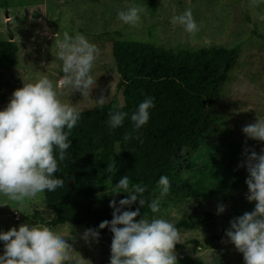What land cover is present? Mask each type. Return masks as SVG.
I'll return each instance as SVG.
<instances>
[{
    "label": "rangeland",
    "instance_id": "1",
    "mask_svg": "<svg viewBox=\"0 0 264 264\" xmlns=\"http://www.w3.org/2000/svg\"><path fill=\"white\" fill-rule=\"evenodd\" d=\"M143 11L136 26L117 19L118 11L129 6ZM191 8L199 31L190 34L183 26L173 25L171 18ZM83 34L95 44L100 55L92 75L97 87L83 97L68 88H57L62 102L71 103L77 111L92 108L102 94L107 100L122 94L116 88L118 74L112 56L116 41L143 42L174 49L220 45L237 47L238 61L211 109L222 118L210 126L208 139L193 155L179 178L180 193L163 197L156 218L173 224L193 213L199 224L194 229H179L181 241L176 245L178 264H245L243 254L228 241L226 230L238 215L250 212L246 168L238 165L244 159L245 147L257 153L264 142L249 139L242 128L264 119V0H0V40H14L18 45L17 63L0 65V110L12 93L47 75L57 84L62 61L57 58L55 35L64 32ZM195 190L192 196L187 190ZM188 194V195H187ZM223 203L226 211L218 214ZM43 217L46 221L39 220ZM52 217L44 193L26 200L23 206L0 194V232L17 229L34 219L37 224L61 232L74 248V260L84 264H110L113 235H100L99 242H85L84 225L63 223L50 225ZM152 219V218H151ZM149 219V220H151ZM224 234L209 240L211 235ZM4 242L0 241V255Z\"/></svg>",
    "mask_w": 264,
    "mask_h": 264
},
{
    "label": "clouds",
    "instance_id": "2",
    "mask_svg": "<svg viewBox=\"0 0 264 264\" xmlns=\"http://www.w3.org/2000/svg\"><path fill=\"white\" fill-rule=\"evenodd\" d=\"M142 11L139 6H129L127 10L118 11L117 19L125 25L136 26ZM171 23L183 26L190 34L199 31L191 8L174 15ZM54 43L64 74L57 84L47 75L39 77L35 83L24 82L0 110V194L21 206L46 190L54 192L65 185V180L54 174L67 159L71 147L69 136L81 119V113L71 103L62 102L57 88H68L72 93L78 91L86 97L97 87L92 71L100 55L99 48L79 32L73 36L65 31L62 38L56 34ZM107 99L103 94L96 98L101 109ZM154 107L153 97H146L138 105L130 117L134 132H139L149 122V110ZM107 115L106 124L110 129L121 127L128 117L127 112L120 110L109 111ZM242 131L249 139L264 142V119L258 117L257 122L244 126ZM123 138L130 141L133 136L125 133ZM242 155L244 159L238 167L248 172L245 198L249 203L255 202V207L230 221V228L226 230L228 241L224 242L235 245L243 254L245 264H264V149L257 153L245 147ZM107 170L115 175V163L108 164ZM157 184L160 197L148 204L152 213L160 211L161 199L171 187L167 176H161ZM112 191L113 195L122 192L128 195L118 204L113 199L110 202L113 219L99 224V229L108 228L113 233L110 264H178L176 245L181 241L180 230L169 220L155 216L149 220L144 215L137 221L141 216L140 208L131 210L137 202L145 206L147 201L143 194L147 187L131 184L124 175ZM217 207L218 214L226 211L223 203ZM81 238L88 243L99 242L100 231L86 229ZM68 240L61 232L40 224L12 227L0 232V241L4 242L0 264H73L75 251ZM75 264H84V261L76 260Z\"/></svg>",
    "mask_w": 264,
    "mask_h": 264
},
{
    "label": "trees",
    "instance_id": "3",
    "mask_svg": "<svg viewBox=\"0 0 264 264\" xmlns=\"http://www.w3.org/2000/svg\"><path fill=\"white\" fill-rule=\"evenodd\" d=\"M18 50L14 40H0V65H15ZM112 56L119 77L116 88L122 100L112 98L102 109L96 104L79 111L81 119L69 136L71 147L67 159L54 174L64 179L65 185L54 192H43L52 213L50 225H84L87 229L99 230L100 235H113L108 228L99 229V224L113 219L114 210L110 207L113 199L118 204L127 197V193L113 195L112 191L124 175L131 184L147 187L143 194L145 206L137 202L131 209L140 208L137 221L144 215L153 218L157 213H152L148 204L160 197L159 178L167 176L170 180V191L164 197L180 193L181 174L199 151L202 141L210 137V126L222 118L211 106L238 61L237 47L174 49L130 41L114 42ZM146 97L154 98L155 107L149 110V122L134 132L131 114ZM112 110L128 113L117 129H110L106 124L107 114ZM125 133H131L133 139L125 141ZM110 163L116 165L115 175L107 170ZM187 192L196 196L194 188ZM39 220L46 221L43 217ZM37 223L34 219L28 224ZM198 224L193 213L174 223L178 229H194ZM223 236L211 235L208 239Z\"/></svg>",
    "mask_w": 264,
    "mask_h": 264
}]
</instances>
